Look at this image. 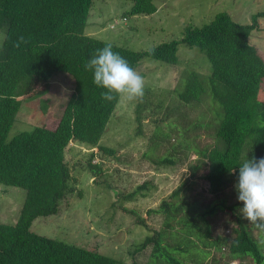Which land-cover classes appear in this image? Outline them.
I'll list each match as a JSON object with an SVG mask.
<instances>
[{
    "label": "trees",
    "instance_id": "obj_1",
    "mask_svg": "<svg viewBox=\"0 0 264 264\" xmlns=\"http://www.w3.org/2000/svg\"><path fill=\"white\" fill-rule=\"evenodd\" d=\"M93 1L0 0V29L7 27L0 51V184L26 190L18 222L0 223V264H122L115 258L32 231L38 218L58 214L62 201L73 191L66 162V150L72 142L111 156L116 154L115 150L104 147L101 140L120 101L103 100L101 93L105 89L98 87L93 73L84 68L98 49L109 44L85 33ZM128 1L133 3V15L158 12L154 0ZM259 19H264V11L255 14L249 25L233 21L228 13H219L206 26L186 28L181 41L163 43L143 52L111 44L113 51L135 70L146 58L177 65L181 43L207 55L212 65L211 75L203 78L197 72H190L182 90L173 92L183 105L200 104L209 97L216 107L213 123L195 124L196 128L199 125L212 131L215 144L194 148L197 159L192 167V177L200 176L207 181L215 198H220L229 186L235 187L239 167L245 160L264 158V57L250 43L252 33L259 29ZM20 36L28 42L17 48L14 44ZM58 73L69 74L75 89L61 117L50 123L55 128L45 124L7 141L22 107L18 97L47 94ZM144 99L136 108L139 131ZM170 126L171 132L177 131L176 124ZM169 134L158 126L155 136L166 140ZM94 157L93 151L87 168L97 178L103 169L93 164ZM159 163L172 165L174 160L164 158ZM145 188V185L138 187L129 200ZM186 188L187 183L163 200L158 209L148 212L161 215L163 225L147 237L137 252L151 245L153 255L168 264H207L210 250L227 247L236 258L249 257L256 264H264L259 241L240 220L231 237L214 236L211 218L219 210L233 215L234 208L242 205L239 200L237 207H227L222 201L203 209L183 199ZM123 210L134 216L136 223L147 227L146 219L136 211ZM172 237L179 243L171 246L168 240Z\"/></svg>",
    "mask_w": 264,
    "mask_h": 264
},
{
    "label": "rangeland",
    "instance_id": "obj_2",
    "mask_svg": "<svg viewBox=\"0 0 264 264\" xmlns=\"http://www.w3.org/2000/svg\"><path fill=\"white\" fill-rule=\"evenodd\" d=\"M154 3L158 12L146 16L133 15V3L128 0H94L85 33L110 44L143 52L163 43L181 41L186 28L206 26L219 13H228L233 21L249 25L255 14L264 11V0H154ZM112 25L116 26L113 30L110 29ZM6 32L7 27L0 29V51ZM250 43L264 57V19H259V29L252 33ZM178 59L177 65L150 58L141 62L136 71L145 79L143 124L139 131L136 122L138 102H119L101 140L104 147L115 150L114 156L80 142L69 145L66 162L73 179L70 182L73 191L62 201L58 214L40 217L33 223V232L115 258L122 264H168L153 255L151 245L137 252L147 237L163 225L162 216L149 215L150 210L158 209L163 200L185 183L188 188L182 193L183 199L197 203L200 208L222 201L227 207L238 205L234 186H229L220 198H215L209 192L207 181L200 176L192 177V167L197 159L194 148L215 144L213 132L199 125L196 128L195 124L213 123L216 107L209 97L200 104L183 105L173 91L182 90L190 72L207 78L212 73V65L204 52L183 43L179 46ZM74 89L73 78L58 73L47 94L18 97L22 107L7 141L45 124L55 128L50 123L61 117ZM160 102H163L161 107ZM172 124L177 126L174 133L171 132ZM158 126L162 132L170 133L168 139L155 136ZM93 151V164L103 169V174L97 178L87 168ZM164 158H172L174 164H160ZM142 185L146 188L129 200ZM25 198L26 190L0 184V223L15 225ZM242 207L234 208L233 215L219 210L211 218L214 236L231 237L240 220L264 252V233L254 230L242 217L239 212ZM123 209L136 211L146 219L147 227L136 223L135 217ZM168 242L171 246L179 243L176 237ZM210 251L207 264H256L249 257H234L227 247Z\"/></svg>",
    "mask_w": 264,
    "mask_h": 264
},
{
    "label": "clouds",
    "instance_id": "obj_3",
    "mask_svg": "<svg viewBox=\"0 0 264 264\" xmlns=\"http://www.w3.org/2000/svg\"><path fill=\"white\" fill-rule=\"evenodd\" d=\"M28 41L20 36L14 46L19 48ZM93 73L94 83L103 89V100L143 102L145 79L109 43L84 64ZM242 217L254 228L264 233V158L245 160L239 167L238 183L235 185Z\"/></svg>",
    "mask_w": 264,
    "mask_h": 264
},
{
    "label": "built area",
    "instance_id": "obj_4",
    "mask_svg": "<svg viewBox=\"0 0 264 264\" xmlns=\"http://www.w3.org/2000/svg\"><path fill=\"white\" fill-rule=\"evenodd\" d=\"M116 28V26L115 25H112L111 27H110V29H115Z\"/></svg>",
    "mask_w": 264,
    "mask_h": 264
}]
</instances>
